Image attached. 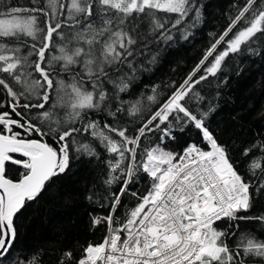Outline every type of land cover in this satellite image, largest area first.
Here are the masks:
<instances>
[{
  "label": "snow or ice",
  "instance_id": "snow-or-ice-1",
  "mask_svg": "<svg viewBox=\"0 0 264 264\" xmlns=\"http://www.w3.org/2000/svg\"><path fill=\"white\" fill-rule=\"evenodd\" d=\"M203 9V0H0V264H43L42 251L16 247L19 214L80 156L104 165L101 190L87 197L104 233L57 264H264V212L249 214L253 191L264 192V139L243 149L242 172L200 88L230 56L264 51V0H234L179 80L122 96L149 40H188ZM190 131L197 138L179 143Z\"/></svg>",
  "mask_w": 264,
  "mask_h": 264
},
{
  "label": "trees",
  "instance_id": "trees-1",
  "mask_svg": "<svg viewBox=\"0 0 264 264\" xmlns=\"http://www.w3.org/2000/svg\"><path fill=\"white\" fill-rule=\"evenodd\" d=\"M233 2L203 0L205 22L193 29L186 41L168 46L149 40L145 55L137 57L138 71L129 89L131 95L122 94L123 98L135 100L141 93L146 97L152 94L154 85L163 88L170 81L179 80L199 59L209 42V33L219 31L227 22ZM153 55L155 62H152ZM200 88L215 105V111L209 117L210 127L243 172L251 159V156L243 157V149L257 139H264V51L257 55L245 49L230 56L222 72L217 77H210ZM177 136L179 143L189 136L197 138L191 131ZM103 171V163L96 158H74L69 170L55 177L19 214L17 249H23L25 253L40 250L43 264H57L63 251L71 250L74 255H79L87 242L99 240L104 228H93L92 217L101 212L87 197L93 190H101ZM146 183L145 180L134 185L133 190H142ZM253 195L254 208L249 214L264 212V192L253 191ZM241 226L259 229V225L253 223Z\"/></svg>",
  "mask_w": 264,
  "mask_h": 264
}]
</instances>
